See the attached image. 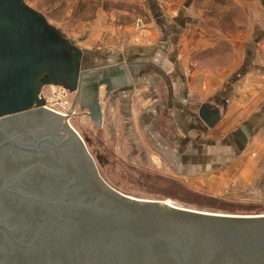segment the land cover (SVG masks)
<instances>
[{
    "label": "water",
    "instance_id": "obj_1",
    "mask_svg": "<svg viewBox=\"0 0 264 264\" xmlns=\"http://www.w3.org/2000/svg\"><path fill=\"white\" fill-rule=\"evenodd\" d=\"M87 61L26 0H0V264H264V215L139 199L101 178L70 115L42 96L77 93L101 127V88L109 97L121 71ZM219 115L200 111L209 128Z\"/></svg>",
    "mask_w": 264,
    "mask_h": 264
},
{
    "label": "crops",
    "instance_id": "obj_2",
    "mask_svg": "<svg viewBox=\"0 0 264 264\" xmlns=\"http://www.w3.org/2000/svg\"><path fill=\"white\" fill-rule=\"evenodd\" d=\"M235 1L248 17L257 10L264 14L261 3L254 11L252 0ZM145 2L159 28H124L129 37L140 40L137 44L119 51L83 48L98 39L111 40L96 32L86 45L75 43L88 59L87 70L121 71L110 76L114 90L109 97L105 86L101 88L108 133L117 135L120 130L134 159L152 162L157 171L201 193L221 195L238 183L243 194H264V26L220 28V32L191 28L192 15L183 17L179 10L178 17L167 23L159 0ZM232 7L234 12L241 9ZM223 41L232 50L226 66L205 68L194 63L195 42L207 51ZM202 106L219 110L214 127L201 119ZM241 129L247 131L245 144L235 136Z\"/></svg>",
    "mask_w": 264,
    "mask_h": 264
},
{
    "label": "rangeland",
    "instance_id": "obj_3",
    "mask_svg": "<svg viewBox=\"0 0 264 264\" xmlns=\"http://www.w3.org/2000/svg\"><path fill=\"white\" fill-rule=\"evenodd\" d=\"M232 1L159 0V3L166 11L167 19L164 20L167 23H171L174 16L178 17L179 10H182L183 17L188 14L193 16L195 24L191 28H210L220 32V28L264 26V14L256 11L260 0H252L251 7H254L256 15L251 17H248L244 7H240L237 1ZM26 3L43 14L51 25L58 28L74 44L86 45L90 37H94L95 32L97 36L111 39L107 42L101 39L93 41L83 47L86 49L119 51L140 41L138 38L129 37L124 28H159L156 17L146 6L145 0H26ZM186 5L190 6L186 8ZM232 6H239L241 9L234 12ZM224 15L228 19L225 22L222 21ZM233 18L237 22L231 24ZM236 23L238 24L234 26ZM210 38L212 41L213 37L209 34L208 39ZM198 42H195L196 53L192 57L198 67H216L223 63L226 66L231 61L232 50L224 41L207 51H202L200 47L202 44ZM76 94L64 87L53 85L42 90L48 109L58 114L70 115L71 127L85 142L95 160L97 170L103 167L101 178L109 186L131 197L168 201L203 211L231 215L264 214V194H243L241 188L237 186L238 183L221 195L204 194L180 179L157 171L152 162L134 159L123 144L121 131L119 130L117 135H110L108 133L110 130L104 122L101 127L96 125L86 110L81 109V104L79 102L75 104ZM201 196H212L225 201L224 204H211Z\"/></svg>",
    "mask_w": 264,
    "mask_h": 264
},
{
    "label": "trees",
    "instance_id": "obj_4",
    "mask_svg": "<svg viewBox=\"0 0 264 264\" xmlns=\"http://www.w3.org/2000/svg\"><path fill=\"white\" fill-rule=\"evenodd\" d=\"M260 3H261V5H262V7L264 8V0H260ZM176 181V180H175ZM176 182H178V183H180V184H182L181 182H179L178 180L176 181ZM183 185V184H182ZM202 198H204V199H206V200H208V201H210L211 202V204H217L218 205V203H223L224 204V201L223 200H219V199H216L215 197H212V196H207V197H204V196H201Z\"/></svg>",
    "mask_w": 264,
    "mask_h": 264
},
{
    "label": "flooded vegetation",
    "instance_id": "obj_5",
    "mask_svg": "<svg viewBox=\"0 0 264 264\" xmlns=\"http://www.w3.org/2000/svg\"><path fill=\"white\" fill-rule=\"evenodd\" d=\"M76 103H77V102H76ZM76 103H75V104H76ZM79 103H80V102H79ZM80 104H81V103H80ZM80 106H81V109L86 110V109H85V107H86V103L83 104V105L81 104Z\"/></svg>",
    "mask_w": 264,
    "mask_h": 264
},
{
    "label": "bare ground",
    "instance_id": "obj_6",
    "mask_svg": "<svg viewBox=\"0 0 264 264\" xmlns=\"http://www.w3.org/2000/svg\"><path fill=\"white\" fill-rule=\"evenodd\" d=\"M64 116V115H63ZM164 202H166V203H171V202H168V201H164ZM172 204H174V203H172ZM264 215V214H263ZM248 216H260V215H248Z\"/></svg>",
    "mask_w": 264,
    "mask_h": 264
},
{
    "label": "built area",
    "instance_id": "obj_7",
    "mask_svg": "<svg viewBox=\"0 0 264 264\" xmlns=\"http://www.w3.org/2000/svg\"><path fill=\"white\" fill-rule=\"evenodd\" d=\"M62 115V114H61ZM64 116H67V114L66 115H64Z\"/></svg>",
    "mask_w": 264,
    "mask_h": 264
}]
</instances>
